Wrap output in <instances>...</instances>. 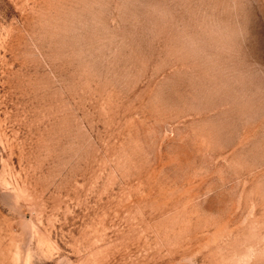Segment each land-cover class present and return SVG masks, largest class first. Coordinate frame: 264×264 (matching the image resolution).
Masks as SVG:
<instances>
[{"label":"rangeland","instance_id":"obj_1","mask_svg":"<svg viewBox=\"0 0 264 264\" xmlns=\"http://www.w3.org/2000/svg\"><path fill=\"white\" fill-rule=\"evenodd\" d=\"M0 264H264V0H0Z\"/></svg>","mask_w":264,"mask_h":264}]
</instances>
